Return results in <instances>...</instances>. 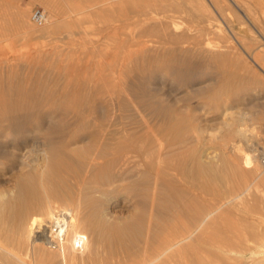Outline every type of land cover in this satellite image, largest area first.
Returning <instances> with one entry per match:
<instances>
[{
	"label": "rangeland",
	"instance_id": "obj_1",
	"mask_svg": "<svg viewBox=\"0 0 264 264\" xmlns=\"http://www.w3.org/2000/svg\"><path fill=\"white\" fill-rule=\"evenodd\" d=\"M132 1L52 0L54 8L50 10L35 0H0V18L5 14L12 17L14 8L19 7L28 13L31 25L28 31H20L19 27L11 26L12 30L0 22V100L6 105L0 104V239L23 236L29 219L37 213L44 217L46 205L54 204L56 214L66 220L67 230L71 219L83 220L80 231L87 233L91 242L84 254L103 246L87 229L93 220L105 231L102 239L109 243V248L117 247L109 230L115 226L123 233L124 244L135 254L145 247L151 233L157 230L155 227L171 220L174 207L179 211L180 205L191 197L186 191L196 179L202 186L215 184L212 186L219 195L204 192L203 197H209L212 205L224 203L222 212H229L230 220L241 218L245 205L263 197L264 0H238L241 9L232 5V15L227 13L231 19L228 22L210 6L216 32L204 34L201 29L213 23L202 21L200 14L196 19L186 4L174 9L165 7L168 0H151L143 9L146 12H140L147 14L142 19L136 0ZM5 4L10 8H4ZM36 8H43L49 18L45 24L48 26L44 25L42 30L30 20L29 15ZM242 14H247L248 19ZM136 16L138 20L141 17L139 22ZM152 19L173 22L172 33L185 34L184 43L161 49L147 44L146 51L138 48L136 43L145 38L148 42L161 40L158 32L149 30L154 25ZM44 28L56 31L43 34ZM259 46L263 50L259 51ZM221 51L227 54L225 61L217 58ZM254 51L255 55L260 53L256 61L260 65L249 58ZM132 151L138 152L134 158L131 155L128 160L123 156ZM158 154L163 155L160 167L167 163L178 167L177 178L155 175L156 165L148 162L154 163L153 155ZM247 154L254 159L253 168L243 165ZM196 163L204 170L200 178ZM237 167L261 174L246 183L240 181ZM50 173L57 178L52 184L48 181ZM239 183L242 188L251 184L247 196L244 194L241 200L230 204L226 200L232 198V187L240 186ZM176 203L177 206H171ZM231 206L236 209H229ZM55 226L59 227L57 223ZM76 254L82 255L81 251Z\"/></svg>",
	"mask_w": 264,
	"mask_h": 264
},
{
	"label": "bare ground",
	"instance_id": "obj_2",
	"mask_svg": "<svg viewBox=\"0 0 264 264\" xmlns=\"http://www.w3.org/2000/svg\"><path fill=\"white\" fill-rule=\"evenodd\" d=\"M35 1H39L41 4H43L46 9H50L53 10L54 5L52 3V0H35ZM132 1V0H131ZM151 0H136L135 2H137V5L139 7V15H142L145 17V15L147 14H141L140 12L146 8L147 3L150 2ZM125 2V1H124ZM134 2V1H132ZM241 2V1H240ZM240 2L238 0H181V2H176V0H168V2L166 3L165 7H169V8H180L183 7L184 4H186L188 6L189 9H191L190 11L193 12V16L197 19L199 17V14L201 16L202 21H204L205 23L208 24H212L213 25L211 27H204L201 29V32L207 33L210 31H215L216 30V26L214 25V19H213V15L210 9V6H212L214 9H217L218 15L219 17H223L225 20H227L228 22V15L227 13L232 12V5H234L237 9H241L240 8ZM259 2V1H258ZM16 3V2H15ZM29 3V2H28ZM3 4V3H2ZM27 4V3H26ZM35 4V3H34ZM242 4V3H241ZM12 5V4H11ZM15 5V4H14ZM185 5V6H186ZM243 5V4H242ZM262 6V4H259ZM1 6V5H0ZM9 7V4H5L4 8ZM34 6V5H33ZM43 6V7H44ZM2 7V6H1ZM12 7V6H11ZM32 7V5H31ZM258 7V6H257ZM29 8V7H27ZM245 8H247L245 6ZM260 8V7H259ZM15 12L12 14V17L7 18L5 17V15H2L3 17L0 18V22H4L7 26L6 27H19L21 28L20 31H22V29H30L31 25L28 19V13H26V11L19 7L14 8ZM43 9V8H42ZM250 9V8H249ZM264 9V7H263ZM1 10V9H0ZM13 10V9H12ZM134 10V11H136ZM245 11V9H243ZM3 11V9H2ZM248 11V10H247ZM252 11V9H251ZM260 11V10H259ZM10 12V11H7ZM12 12V11H11ZM28 12V11H27ZM146 12V11H145ZM143 10V13H145ZM241 12V11H239ZM262 11H260L261 13ZM264 12V10H263ZM4 13V11H3ZM131 13V12H130ZM249 13V12H248ZM1 14V13H0ZM231 14V13H230ZM234 14V13H233ZM237 14V13H236ZM241 14V13H240ZM257 14V13H254ZM123 15V14H121ZM232 15V14H231ZM235 15V14H234ZM244 17L246 19H248V15L246 16L245 14ZM250 15V14H249ZM252 15V14H251ZM9 16V15H8ZM30 16V15H29ZM138 16V14H137ZM136 16V18H137ZM236 16V15H235ZM262 16V15H261ZM124 17V15H123ZM128 17V16H127ZM141 17L139 20H141ZM160 17V16H159ZM234 16H232L233 18ZM256 17L253 16V18ZM126 18V16H125ZM135 18V16L133 17V19ZM150 18V17H148ZM147 18V20H148ZM151 18H153L151 16ZM165 20L166 17L164 16ZM257 18L259 19V17L257 16ZM47 19H49L47 17ZM131 19V17H130ZM133 19H131L130 21H132ZM143 19V17H142ZM161 19V18H160ZM230 19V18H229ZM235 19V18H234ZM252 19V18H251ZM63 20V19H62ZM128 20V19H127ZM126 20V21H127ZM138 20V18H137ZM138 20V22H139ZM146 20V19H145ZM231 20V19H230ZM263 20V19H262ZM129 21V20H128ZM144 21V20H143ZM149 21V20H148ZM154 21V25H152L151 32L155 31L157 34V32L161 35V40H158V42H148L144 40H140L138 41V43H136V46H139L138 48L141 49H145L147 47V44H151L152 47L154 48H160V47H164L165 45H171V44H179V43H184L183 41L186 40V35L185 34H181V35H174L171 31V26L174 24L173 22H169L168 23H163L161 20H153ZM167 21V20H166ZM173 21V20H172ZM235 21V20H234ZM257 21V19H256ZM1 22V23H2ZM74 22H78L77 20H75ZM151 22V21H150ZM168 22V21H167ZM224 22V21H223ZM236 22V21H235ZM242 22V21H241ZM240 22V24H241ZM4 23L2 25H4ZM32 23V22H31ZM49 23V22H48ZM136 23V22H135ZM134 23V24H135ZM244 23V22H243ZM248 23V22H247ZM260 23V22H258ZM51 24V23H50ZM138 24V23H136ZM153 24V23H150ZM251 24V23H250ZM1 25V24H0ZM148 25V24H147ZM146 25V26H147ZM175 25V24H174ZM226 25V23H225ZM228 25V24H227ZM261 25V23H260ZM5 26V25H4ZM46 26V25H45ZM48 26V24H47ZM46 26V27H47ZM52 26H55L54 24ZM50 26V27H52ZM141 26V25H139ZM145 26V25H144ZM145 26V27H146ZM237 22H236V27H237ZM242 26V24H241ZM244 26V25H243ZM248 26V24H247ZM11 27V29H12ZM34 27V26H33ZM56 27V26H55ZM235 27V28H236ZM259 27V26H258ZM262 27V26H261ZM2 28V27H1ZM18 28V30H19ZM43 28V26H42ZM117 28V27H116ZM121 28V27H120ZM142 28V27H141ZM215 28V29H214ZM7 31V28H5ZM10 29V30H11ZM41 29V27H40ZM57 29V28H56ZM114 29V28H113ZM125 29V28H124ZM123 29V31H124ZM173 29V28H172ZM9 30V31H10ZM13 30V29H12ZM35 30V29H34ZM42 30V29H41ZM121 30V29H120ZM141 30V29H140ZM231 30V29H230ZM229 30V31H230ZM26 31V30H24ZM23 31V32H24ZM36 31V30H35ZM54 31L52 28H44L43 30V34H52ZM126 31V29H125ZM218 31V30H217ZM233 31V30H232ZM241 31V30H240ZM263 31V30H262ZM22 32V36L23 35ZM59 32V31H57ZM82 32V30H81ZM114 32V31H113ZM118 32V31H117ZM120 32V31H119ZM148 32V30H147ZM216 32V31H215ZM236 32V31H235ZM249 32V31H248ZM255 32V31H254ZM259 36L262 37L261 32L257 31ZM26 33V32H25ZM31 33V32H30ZM128 33V32H127ZM141 33V32H140ZM146 33V31H145ZM149 33V32H148ZM184 33V32H183ZM218 33V32H217ZM241 33V32H240ZM250 33V32H249ZM28 34V33H27ZM55 34V33H54ZM119 34V33H118ZM117 34V35H118ZM130 34V33H129ZM133 35V33H131ZM136 34V33H135ZM151 34V33H150ZM153 34V33H152ZM232 34V33H231ZM1 35V34H0ZM31 35V34H30ZM147 35V34H146ZM234 35V34H232ZM238 35V34H237ZM237 35H235V38ZM244 35V34H243ZM250 37H253V39H257V36H255L254 38V34H250ZM40 36V35H39ZM116 36V35H115ZM120 36V34H119ZM124 36V35H123ZM134 36V35H133ZM139 36V34L137 35ZM127 37V36H126ZM129 37V36H128ZM153 37V36H152ZM156 37V35H155ZM159 37V36H158ZM234 37V36H233ZM260 37V38H261ZM120 38V37H119ZM125 38V36H124ZM137 38V37H136ZM140 38V37H139ZM144 38V37H143ZM141 38V39H143ZM192 38V37H191ZM226 38V37H225ZM241 40L243 41L242 37H240ZM259 38V37H258ZM262 40V38L260 39ZM110 39V38H109ZM114 39V38H113ZM122 39V38H120ZM127 39V38H125ZM132 39V38H131ZM149 39V38H147ZM160 39V37H159ZM194 40V38H192ZM231 39V37H230ZM135 40V39H133ZM150 40V39H149ZM189 40V39H188ZM187 40V41H188ZM232 40V39H231ZM239 40V41H241ZM156 41V40H155ZM229 41V40H228ZM236 41V40H235ZM246 41V39H245ZM256 41V40H255ZM257 41V42H258ZM117 42V41H116ZM121 42V41H120ZM129 42V41H128ZM135 42V41H134ZM197 42V41H195ZM261 42V41H260ZM127 43V42H126ZM131 43V42H130ZM200 43V41H199ZM196 43V44H199ZM242 43V42H241ZM244 43V42H243ZM124 44V43H122ZM250 44V43H249ZM261 44V43H260ZM130 45V44H129ZM157 45V46H156ZM200 45V44H199ZM244 45V44H243ZM256 45V43H255ZM128 46V44L126 45ZM133 46V45H132ZM195 46V45H193ZM230 46V45H229ZM227 46V47H229ZM238 46V45H237ZM134 47V46H133ZM170 47V46H169ZM222 47V46H221ZM243 47V46H240ZM239 47V48H240ZM261 47V48H260ZM108 48V47H107ZM125 48V47H124ZM129 48V46H128ZM128 48L126 50H128ZM135 48V47H134ZM133 48V49H134ZM196 48V47H195ZM255 48V47H254ZM131 48H129L130 50ZM161 49V48H160ZM222 49V48H221ZM225 49V48H224ZM238 49V48H237ZM234 49V50H237ZM243 49V48H242ZM259 51L263 48L262 46H259L257 48ZM112 50V49H111ZM125 50V51H126ZM168 50V48L166 49ZM228 50V49H227ZM233 50V51H234ZM240 50V49H238ZM243 50H248L243 49ZM134 50H132L133 52ZM138 51V50H137ZM140 51V50H139ZM142 51V50H141ZM146 51V50H144ZM148 51V50H147ZM162 51V50H161ZM164 51V50H163ZM258 51V54L260 55ZM264 51V50H263ZM128 52V51H127ZM131 52V51H130ZM166 52V51H164ZM218 52V51H217ZM220 52V51H219ZM218 52V53H219ZM224 52V51H223ZM227 52V51H226ZM262 52V51H261ZM162 53V52H161ZM225 53V52H224ZM221 53L219 54V56L217 58H219L220 60H226L227 59V54ZM229 53V52H228ZM240 53V52H238ZM255 51L254 53H250V55L252 54V56H249V58L253 61V63H258L256 62L258 58H260L259 55H255ZM128 54V53H127ZM156 54V53H155ZM154 54V55H155ZM158 54V53H157ZM213 54V52H212ZM216 54V53H215ZM233 54V53H232ZM236 54V53H235ZM125 55V54H124ZM141 55V54H140ZM161 55V54H160ZM210 55V54H209ZM208 55V57H209ZM214 55V54H213ZM234 55V54H233ZM238 55V54H237ZM248 55V54H247ZM263 55V53H262ZM261 55V56H262ZM133 57V55H131ZM137 56V55H136ZM144 56V55H143ZM142 56V58H143ZM152 56V55H151ZM162 56V55H161ZM135 57V56H134ZM146 57V56H145ZM212 57V56H210ZM215 57V56H214ZM213 57V58H214ZM237 57V56H236ZM138 58V57H137ZM150 58V55L149 57ZM154 58V56H153ZM240 58H242V56L240 55L238 60L240 61ZM247 58V57H246ZM248 58V59H249ZM133 59V58H132ZM158 59V58H156ZM231 59V56H230ZM233 59V58H232ZM262 59V58H261ZM130 60V59H129ZM143 60V59H142ZM141 60V61H142ZM260 60V59H259ZM263 60V59H262ZM128 61V60H127ZM135 61V60H134ZM147 61V60H146ZM155 61V60H154ZM162 61V59H161ZM235 61V60H234ZM233 61V62H234ZM237 61V60H236ZM243 61V60H242ZM7 62V61H5ZM151 62V61H150ZM153 62V61H152ZM210 62V61H209ZM218 62V61H217ZM216 62V63H217ZM228 62V61H226ZM1 63V62H0ZM3 63V62H2ZM158 63V61H157ZM219 63V62H218ZM223 63V62H222ZM232 63V62H231ZM237 63V62H236ZM245 64V62H243ZM221 64V63H220ZM247 64V63H246ZM224 65V64H223ZM222 65V66H223ZM230 65V64H229ZM236 65V64H235ZM258 65H260L258 63ZM249 66V65H248ZM255 66V65H254ZM7 67V66H6ZM4 67V68H6ZM218 67V66H217ZM229 67V66H227ZM236 67V66H235ZM260 67V69L263 67ZM1 68V67H0ZM3 68V67H2ZM3 68V69H4ZM225 68V67H224ZM226 69V68H225ZM230 69V67L228 68ZM217 70V69H216ZM232 71V68L230 69ZM234 71H232L233 74ZM221 74V73H220ZM200 75V74H198ZM229 75H227L228 78ZM224 77V76H223ZM232 77V76H230ZM116 78V77H115ZM231 79V78H228ZM118 80V78H117ZM226 80V79H225ZM224 80V81H225ZM105 82V81H104ZM113 82V81H112ZM70 83V82H69ZM117 83V82H116ZM96 88V87H95ZM70 90V89H69ZM26 93V92H25ZM215 94V93H214ZM3 97V96H2ZM0 104L5 105V103H3L0 100ZM6 107V105H5ZM18 109V108H17ZM3 110V109H2ZM1 111V110H0ZM167 135V134H166ZM103 137V136H102ZM114 137V136H113ZM101 138V137H100ZM163 138V137H162ZM114 139V138H113ZM166 139V138H165ZM120 140V139H119ZM130 140V139H129ZM153 140V139H152ZM169 140V139H168ZM101 141V140H100ZM145 142V141H144ZM166 142V141H165ZM148 143V142H147ZM93 144V143H92ZM101 144V142H100ZM112 144V143H111ZM116 144V143H115ZM130 144V143H129ZM102 145V144H101ZM100 145V146H101ZM127 145V144H126ZM132 145V144H131ZM160 145V144H159ZM147 146V145H146ZM247 146V145H246ZM94 147V146H93ZM102 147V146H101ZM108 147V146H107ZM112 147V146H111ZM120 147V146H119ZM118 147V148H119ZM244 147V146H243ZM103 148V147H102ZM115 148V146H114ZM114 148H111L114 149ZM241 148V147H240ZM245 148V147H244ZM71 149V148H70ZM88 149V148H86ZM91 149V148H90ZM95 149V148H93ZM123 150L122 147L119 148V150ZM128 149H130L128 147ZM127 149V150H128ZM150 149V148H149ZM148 149V150H149ZM57 150V149H56ZM78 150V149H76ZM82 150V149H81ZM80 150V151H81ZM100 150V149H99ZM110 150V148H109ZM158 150V149H157ZM156 150V151H157ZM246 150V149H245ZM243 150V151H245ZM51 151V150H50ZM114 151H116V149H114ZM114 151H110V152H114ZM118 151V150H117ZM125 151V150H124ZM123 151V152H124ZM129 151V150H128ZM137 151V150H136ZM163 151V149H162ZM161 151V152H162ZM52 152V151H51ZM50 152V153H51ZM83 152V151H82ZM87 152V150H86ZM97 152V151H96ZM121 152V151H119ZM55 153V152H54ZM77 153V152H76ZM115 153V152H114ZM138 152L132 151L127 152V154L123 155L126 159H128L131 155L132 158L135 157V154L137 156ZM249 153V152H246ZM96 154V153H94ZM140 154V152H139ZM155 155V153H153ZM105 155V153H104ZM111 155V154H109ZM113 155V154H112ZM115 155V154H114ZM120 155V153H119ZM149 155V154H147ZM153 158H155V162L154 163H150L152 165H156L155 167V175H157L158 177L162 176H174L175 178L178 177L179 173V169H177L178 167H173L170 163H165L166 166L160 167L161 165V155L158 154ZM61 156V154H60ZM70 156V155H69ZM163 156V155H162ZM191 156V155H190ZM71 157V156H70ZM100 157V156H99ZM109 157V156H108ZM115 157V156H113ZM123 157V158H124ZM140 157V155H139ZM62 158V157H61ZM77 158V157H76ZM84 158V157H83ZM94 158V157H93ZM148 158V157H147ZM151 158V157H150ZM153 158H151L150 160H152ZM100 159V158H99ZM144 159V157H143ZM130 160V159H128ZM253 160L248 154L245 156V163L243 165H245V167H252L253 168ZM67 161V160H66ZM87 161V160H85ZM92 161V160H91ZM112 161V160H111ZM57 162V161H56ZM94 164H95V160H93ZM125 162V160H124ZM200 162V161H199ZM141 163V162H140ZM201 163V162H200ZM85 164V163H84ZM83 164V165H84ZM91 164V163H90ZM124 164V163H123ZM126 164V163H125ZM147 164V163H146ZM197 165L199 163H196ZM262 164V163H261ZM68 165V164H66ZM119 165V164H118ZM122 165V164H121ZM127 165V164H126ZM263 165V164H262ZM92 166V164H91ZM200 166H202L200 164ZM198 165L197 168V175L198 178H200V174L202 172H204V170H201V167ZM235 166V165H234ZM62 167V166H61ZM239 167V166H238ZM237 167V168H238ZM204 168V167H203ZM212 168V167H211ZM251 168V170H252ZM56 169V168H55ZM59 169L60 166H59ZM69 169V167H68ZM196 169V168H195ZM194 169V170H195ZM244 169V168H243ZM246 169V168H245ZM51 170V169H50ZM53 170V169H52ZM227 170V169H226ZM231 170V168H230ZM250 170V171H251ZM202 171V172H201ZM152 172V171H151ZM154 172V171H153ZM237 174L239 175V177H241L240 181H247L246 183H249V180H252L253 177L260 175L259 173H257L258 175H256V173L254 171L252 172H245L244 170H242L241 168H238ZM54 174V172H52ZM52 173L49 174V178L48 181L52 184L54 183V180H56L53 175H51ZM210 173V172H209ZM232 173V172H231ZM56 174V173H55ZM212 174V173H211ZM215 174V173H214ZM196 175V176H197ZM204 175V174H202ZM213 175V174H212ZM194 176V174H193ZM225 176V175H224ZM229 176V175H228ZM195 177V176H194ZM213 177V176H212ZM238 177V176H237ZM203 178V176H202ZM216 178V177H215ZM193 179V178H192ZM196 179V177H195ZM160 180V179H159ZM162 180V179H161ZM165 180V179H164ZM190 180V179H189ZM211 180V179H210ZM209 180V181H210ZM254 180V179H253ZM193 181V180H192ZM196 181H198L196 179ZM195 181V182H196ZM200 181V180H199ZM203 181V180H201ZM56 182V181H55ZM194 182V184H195ZM208 182V181H205ZM203 182V183H205ZM213 182V181H212ZM58 183V182H57ZM61 183V182H60ZM197 184L193 187H189L187 188L186 193L188 192V195L186 197H190L189 199H187L184 204L182 203L180 205V210L176 212L175 207L173 209V211H175V213L172 215L171 220H169L168 222L165 223H160L159 226H157V224L155 226V228H157L156 231H154V233H151V238L149 239V241L147 242V244L145 245V247L142 249V251L140 252H136L135 254L130 252L129 249L131 248H127V246L124 244V240L122 238V235L120 234L119 228H116L114 226V228L109 229L110 231L113 232V241L114 243L117 244V247H111L109 248V243L106 242L105 240L102 239V237L105 234V231H103V229L99 226L94 224L93 219V223L92 221H90V224L87 225V223L84 221V223H86V225L88 226L87 229L88 231L91 233V235H95L97 238V241H99V243H102L103 246H101L100 249H95L92 248L94 250L89 251L85 253V250L89 249L91 242L89 241L88 237H87V233H84L82 231H80V227L82 221L81 220H75V219H71L70 224L67 226L69 227V230H67V228H65V226L67 225L66 220L62 219V216L57 215L56 214V207L53 206L52 204H47L46 205V214L44 217L38 215H34L32 216L25 229V233L23 236L21 237H5L0 239V264H264V194L263 197L256 203H254V201L252 203L254 204H250V205H245L244 207V211L243 212H239L237 208L238 213H240L239 219H235V220H230L228 219V213L229 212H222V209L225 208L223 207L224 203L222 205H212L211 201H208L207 199L209 198L207 195V199L205 200V196L203 197V193L205 192L207 194V192L212 193L213 196H218L219 193H217V191L215 192L214 188L212 184L210 185L209 182L208 186H205V184L202 186V184L200 182H196ZM241 183V182H240ZM239 183V184H240ZM235 184V183H233ZM242 184V183H241ZM239 185H233L234 187H232L234 194H231V199L226 200L228 203H232L233 201H239L241 200V197L249 191L250 185L246 184L247 186L243 187ZM170 185V184H169ZM254 185V184H253ZM252 185V186H253ZM231 186V184L229 185ZM52 187V186H51ZM217 187V186H216ZM218 188V187H217ZM224 188V187H223ZM231 188V187H230ZM35 190V189H34ZM186 190V189H185ZM222 190V189H221ZM224 190V189H223ZM176 191V190H175ZM228 191V190H227ZM231 191V190H230ZM232 191V192H233ZM25 192V191H24ZM56 192V191H54ZM173 192V191H171ZM180 192V191H179ZM254 192V191H252ZM57 193V192H56ZM204 193V194H205ZM224 193V192H223ZM250 193V192H249ZM174 194V192H173ZM177 194V193H175ZM181 194V193H180ZM180 194L178 195L180 197ZM185 194V193H182ZM209 194V193H208ZM261 194V193H260ZM170 195V194H169ZM225 195V193H224ZM228 195V194H227ZM233 195V196H232ZM244 195V196H245ZM253 194H251L252 196ZM26 196V195H25ZM164 196V195H163ZM173 196V195H172ZM184 196V195H183ZM226 196V195H225ZM247 196V195H246ZM257 196V195H256ZM176 197V195H175ZM221 197V195H220ZM255 196H252V198ZM30 198V197H29ZM28 198V199H29ZM32 198V197H31ZM169 198V197H168ZM178 198V197H177ZM256 198V197H255ZM33 199V198H32ZM167 199V198H166ZM164 199V200H166ZM172 199V198H170ZM174 199V198H173ZM181 199V198H180ZM186 199V198H185ZM213 199V198H212ZM221 199V198H220ZM224 198H222L223 201ZM226 199V197H225ZM248 199V198H247ZM254 199V198H253ZM37 200V199H36ZM244 200V199H243ZM257 200V198H256ZM30 201V200H29ZM32 202H34L33 200H31ZM42 201V200H41ZM175 201V200H174ZM179 201V199L177 200ZM217 201V200H215ZM246 201V200H245ZM244 201V202H245ZM50 202V201H49ZM162 202V201H161ZM182 202V201H181ZM249 202V201H248ZM35 203V202H34ZM40 203V201H39ZM51 203V202H50ZM167 203V202H166ZM246 203V202H245ZM171 204V202H170ZM221 204V202H220ZM229 204V205H230ZM233 204V203H232ZM236 204V203H235ZM238 204V203H237ZM240 204V203H239ZM238 204V205H239ZM244 204V203H243ZM165 205V203H164ZM167 205V204H166ZM177 206L176 204H173L171 206ZM228 205V204H227ZM24 207L26 205H23ZM22 206V207H23ZM29 206V203H28ZM170 206V207H171ZM179 206V205H178ZM20 206V208H22ZM23 207V209H24ZM168 208V205L166 206ZM230 207V206H229ZM228 207V208H229ZM236 207V205H235ZM19 210H22L20 209ZM170 209V208H168ZM178 209V208H177ZM229 209H234V206L232 208ZM27 210V209H24ZM37 210V209H36ZM45 210V209H44ZM43 210V211H44ZM166 210V209H165ZM172 210V207L171 209ZM169 210V211H170ZM226 210V209H225ZM42 211V210H41ZM100 210H97V212L99 213ZM102 211V210H101ZM236 211V212H237ZM21 212V211H20ZM27 212V211H26ZM29 212V211H28ZM27 212V213H28ZM33 211H31L30 213L32 214ZM96 212V211H95ZM35 213V212H34ZM33 213V214H34ZM39 213L41 214V212L39 211ZM59 213V211H58ZM61 213V212H60ZM231 213V212H230ZM44 214V213H43ZM78 214V213H77ZM95 213H92V215ZM172 214V211H171ZM20 215V214H19ZM79 215V214H78ZM103 215V214H102ZM232 216V214H230ZM236 215V213H235ZM88 216H90L88 214ZM100 216V215H99ZM171 216V215H170ZM238 217V215H236ZM235 216V217H236ZM77 217V216H76ZM79 217V216H78ZM101 217V216H100ZM104 217V216H103ZM102 217V218H103ZM106 217V216H105ZM137 217V216H136ZM140 217V216H139ZM73 218V217H72ZM84 218V217H83ZM88 218V217H87ZM91 218V217H90ZM169 218V217H168ZM77 219V218H76ZM96 219V218H95ZM100 219V218H99ZM28 220V219H27ZM105 220H107L105 218ZM102 220V221H105ZM108 221V220H107ZM110 221V220H109ZM163 221V219L161 220ZM24 222V221H23ZM67 222H69L67 220ZM89 222V220H88ZM134 222V221H133ZM160 222V221H159ZM15 223V222H14ZM59 225V227H56L55 225ZM142 223V222H141ZM158 223V222H157ZM99 224V223H98ZM127 224V223H126ZM148 224V222H147ZM113 225V224H112ZM144 225V224H143ZM154 225V224H153ZM25 226V225H24ZM54 226L56 228H54ZM86 227V226H85ZM107 227V226H106ZM111 227V226H110ZM109 227V228H110ZM121 227V225H120ZM148 227V226H147ZM153 227V226H152ZM149 228V227H148ZM154 228V229H155ZM9 229V228H8ZM21 229V228H20ZM132 229V228H131ZM146 229V228H145ZM151 229V227H150ZM23 230V229H21ZM106 230V229H105ZM108 230V229H107ZM119 230V231H117ZM126 230V228H125ZM3 231V230H2ZM8 231V230H7ZM110 231L108 232V235L110 233ZM146 231H150V230H146ZM152 231V230H151ZM145 232V231H144ZM147 233V232H146ZM9 234V233H8ZM16 234V233H15ZM111 234V233H110ZM142 234V232H141ZM19 235V232H18ZM112 235L111 238H112ZM140 235V234H138ZM146 235V234H145ZM149 235V234H148ZM94 236V237H95ZM125 237V236H124ZM128 237V235H127ZM141 237V236H140ZM147 237V236H146ZM95 238V241H96ZM107 238V237H105ZM143 239L144 235L142 236ZM138 239V238H137ZM107 240V239H106ZM111 240V239H109ZM127 240V239H126ZM135 240V239H134ZM147 240V239H146ZM94 242V241H93ZM112 242V241H111ZM127 242V241H126ZM129 242V241H128ZM144 242V241H143ZM134 243V242H133ZM78 244V248L77 249L75 247V245ZM129 244H132L131 241ZM113 245V244H112ZM111 245V246H112ZM137 248V247H135ZM133 248V249H135ZM141 249V247H139ZM81 251L82 255H78L77 256V252Z\"/></svg>",
	"mask_w": 264,
	"mask_h": 264
},
{
	"label": "built area",
	"instance_id": "obj_3",
	"mask_svg": "<svg viewBox=\"0 0 264 264\" xmlns=\"http://www.w3.org/2000/svg\"><path fill=\"white\" fill-rule=\"evenodd\" d=\"M30 20L35 26L42 27L47 23V15L44 10L36 8L31 12ZM261 163L264 164V157L261 159Z\"/></svg>",
	"mask_w": 264,
	"mask_h": 264
}]
</instances>
